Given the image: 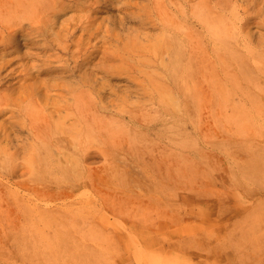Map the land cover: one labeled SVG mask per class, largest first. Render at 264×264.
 <instances>
[{
	"label": "rangeland",
	"instance_id": "rangeland-1",
	"mask_svg": "<svg viewBox=\"0 0 264 264\" xmlns=\"http://www.w3.org/2000/svg\"><path fill=\"white\" fill-rule=\"evenodd\" d=\"M0 264H264V0H0Z\"/></svg>",
	"mask_w": 264,
	"mask_h": 264
},
{
	"label": "bare ground",
	"instance_id": "bare-ground-1",
	"mask_svg": "<svg viewBox=\"0 0 264 264\" xmlns=\"http://www.w3.org/2000/svg\"><path fill=\"white\" fill-rule=\"evenodd\" d=\"M137 24V23H136Z\"/></svg>",
	"mask_w": 264,
	"mask_h": 264
}]
</instances>
